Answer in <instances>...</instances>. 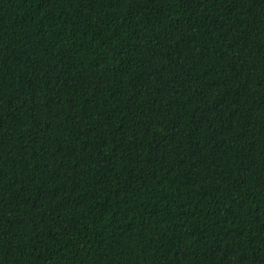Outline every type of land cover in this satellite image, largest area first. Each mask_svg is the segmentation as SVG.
Masks as SVG:
<instances>
[{
  "label": "trees",
  "instance_id": "16d2710c",
  "mask_svg": "<svg viewBox=\"0 0 264 264\" xmlns=\"http://www.w3.org/2000/svg\"><path fill=\"white\" fill-rule=\"evenodd\" d=\"M0 264H264V0H0Z\"/></svg>",
  "mask_w": 264,
  "mask_h": 264
}]
</instances>
